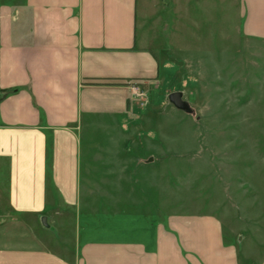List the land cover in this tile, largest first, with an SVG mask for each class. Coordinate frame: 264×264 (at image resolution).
<instances>
[{"label":"crops","instance_id":"0c3cea01","mask_svg":"<svg viewBox=\"0 0 264 264\" xmlns=\"http://www.w3.org/2000/svg\"><path fill=\"white\" fill-rule=\"evenodd\" d=\"M164 1L0 0V264H264V245L242 254L244 240L229 237L214 215L154 222L146 212L100 209L119 205L116 196L90 197L122 181L90 180L107 171L94 165L97 152L82 165V140L136 111L130 85L155 83L161 50L180 52L168 42L173 24L159 20ZM230 1L236 43L264 41V0ZM170 3L184 29L191 4L214 6ZM117 166L116 174L127 170ZM63 221L77 233L73 250L58 240Z\"/></svg>","mask_w":264,"mask_h":264},{"label":"rangeland","instance_id":"374dc122","mask_svg":"<svg viewBox=\"0 0 264 264\" xmlns=\"http://www.w3.org/2000/svg\"><path fill=\"white\" fill-rule=\"evenodd\" d=\"M211 1L212 13L190 5L185 29L171 13L170 0L164 1L169 12L159 20L173 24L168 42L180 52L161 50L160 73L155 83L139 85L145 95L135 97L137 110L107 131L93 128L90 139L82 140L81 160L85 166L87 154L97 152L101 158L93 163L100 161L107 173H93L90 180L122 181L119 190L91 191L92 198L99 192L116 196L119 205L100 209L146 212L154 222L172 214L214 215L229 237L244 240V254L264 245V41L236 43L231 1ZM173 92H181L189 112L169 102ZM117 162L127 169L124 174L114 173ZM81 192L84 201L86 190ZM68 225L63 221L57 235L73 250L77 233L67 231Z\"/></svg>","mask_w":264,"mask_h":264},{"label":"water","instance_id":"95a60500","mask_svg":"<svg viewBox=\"0 0 264 264\" xmlns=\"http://www.w3.org/2000/svg\"><path fill=\"white\" fill-rule=\"evenodd\" d=\"M169 102L177 109L189 112L190 106L186 101L182 99V94L181 92H173L168 96Z\"/></svg>","mask_w":264,"mask_h":264},{"label":"built area","instance_id":"2783aa9c","mask_svg":"<svg viewBox=\"0 0 264 264\" xmlns=\"http://www.w3.org/2000/svg\"><path fill=\"white\" fill-rule=\"evenodd\" d=\"M130 91L133 97H143L145 94L144 92L140 89V86L138 84H131L130 85Z\"/></svg>","mask_w":264,"mask_h":264}]
</instances>
